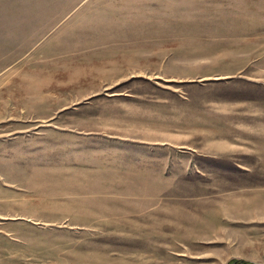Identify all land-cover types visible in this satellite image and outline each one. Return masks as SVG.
<instances>
[{
	"label": "rangeland",
	"instance_id": "1",
	"mask_svg": "<svg viewBox=\"0 0 264 264\" xmlns=\"http://www.w3.org/2000/svg\"><path fill=\"white\" fill-rule=\"evenodd\" d=\"M232 260L264 264V0H0V264Z\"/></svg>",
	"mask_w": 264,
	"mask_h": 264
},
{
	"label": "trees",
	"instance_id": "2",
	"mask_svg": "<svg viewBox=\"0 0 264 264\" xmlns=\"http://www.w3.org/2000/svg\"><path fill=\"white\" fill-rule=\"evenodd\" d=\"M228 264H253L251 262L242 261V260H232Z\"/></svg>",
	"mask_w": 264,
	"mask_h": 264
},
{
	"label": "bare ground",
	"instance_id": "3",
	"mask_svg": "<svg viewBox=\"0 0 264 264\" xmlns=\"http://www.w3.org/2000/svg\"><path fill=\"white\" fill-rule=\"evenodd\" d=\"M4 196V195H3Z\"/></svg>",
	"mask_w": 264,
	"mask_h": 264
}]
</instances>
